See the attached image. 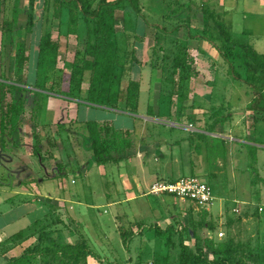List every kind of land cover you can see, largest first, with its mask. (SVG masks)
Returning <instances> with one entry per match:
<instances>
[{"label":"crops","instance_id":"0c3cea01","mask_svg":"<svg viewBox=\"0 0 264 264\" xmlns=\"http://www.w3.org/2000/svg\"><path fill=\"white\" fill-rule=\"evenodd\" d=\"M159 2H161V5L164 3L172 4L175 13L171 15V22L183 24L184 20L182 19H189L187 23L191 26L190 33L192 35L196 33L197 36H201L208 28L207 26L211 28V26L221 24L226 27L234 42L250 46L254 52L264 59V0H156V3ZM154 3V0H139L141 17L146 20L145 23L165 24L166 14L161 12L154 14L151 10ZM128 7L131 8L130 6ZM181 9L186 12L184 16L176 13V11L178 12ZM167 22L170 21L167 20ZM181 33L179 31L170 35L163 34L161 40L166 37L171 38L173 42L177 37H181L179 36ZM154 35H156L154 37L156 41L161 32ZM193 41L199 43L191 51V58H193L194 62L192 69L194 70V66L199 64L216 69L215 78L209 83L210 93L208 95L213 96L216 93L221 97V108L222 105L225 107L218 116L223 121L215 126L213 133L207 132L205 128H194L196 133L189 131L194 134L203 133L209 137L205 143L201 142L198 144L201 147L196 148L195 146L194 150L192 142L186 138L185 140L166 138L161 141L159 139L157 145L154 143V151H151L148 145L146 149L144 147L141 148L144 151L140 147L138 149L136 147V154L130 159L120 163H106L112 164L111 170H116L115 172L110 170L106 172L105 167L103 168L106 164L100 165L96 162L89 138L88 140L82 139L79 142V149L73 147L76 139L72 138H69L71 142L66 140L64 145L61 144L59 146L58 143H62L63 134H67L66 131H63L66 127H64V124H59L58 131L53 134L50 126L52 122L46 121L42 128L43 134L39 135L43 151V155L42 152L41 155L45 158L41 162L34 153L35 136L33 134L35 132L29 129L32 134V138H30L29 132L26 134L27 132L24 130L26 128L25 125L28 128L30 122L34 121H30V118H23L24 115L21 114L19 121H22V124L19 127L18 134L10 137L5 149L0 148V264H15V260L20 258L28 248L37 244L38 237L42 231L51 232L52 237L60 238L68 244H78L85 241L89 247L91 246L85 237V235L90 234L88 227H82V222L79 221L81 220V213H77V215L74 213L76 201L81 204L78 200H81L80 194L84 190L71 188L67 177L71 175L74 177L71 180L72 184H77L76 176L83 177L87 182L85 185L92 187L91 175L94 167L102 170L100 175L103 178L108 176L113 180V175L118 173L119 181H112L109 191L107 189L102 190L105 194L104 201L107 200V203L102 206L118 210L114 213L113 221L116 223L114 227L117 232H120L122 239L121 227L127 230L129 228L128 237L131 235L134 240L145 231L142 227V221L134 220L138 216L133 210L137 207L134 205L136 202L150 196L160 197V200L156 198L157 202L162 201L163 203L165 201L163 198L166 194L155 195L150 193L153 184L161 181L177 180L190 174L198 175L200 178L206 177L216 185H222L224 176L228 179L230 177L229 171H232V177L236 185L235 191L231 189L233 195L228 197L223 195V197H220L219 204L215 203L206 209L204 214L208 213L211 220L218 218L220 221H225V224L228 225L226 228L235 231L236 234H239L243 229L250 231L252 225L261 226L264 222V216H262V211L260 210L264 207V161L261 156L262 152H264V114H256L250 110V117L247 118L248 114L235 112L237 110L235 106L242 105L244 102L243 98L239 100V104L233 98L231 99L238 87L230 93L226 86L224 87L221 82H218V78L223 76V73L228 75L227 77L224 75L226 82L231 81V77L228 74V63L220 56L214 46L205 39L197 38L193 39ZM152 66L153 62L145 65L144 71L150 67L152 77L153 73H156L155 78L160 74L161 70L154 71ZM238 67L244 73L242 62H238ZM154 78L150 80L148 89L150 93H153V91L157 93L158 91L156 104L158 106L162 104L163 106V101L160 100L159 96L160 86L157 87L155 85V82L160 80L159 78ZM159 85L161 84L159 83ZM243 86H245L242 88L243 91H246L248 103L251 105L253 101L249 98L252 96L254 100L255 96H253L254 94L247 85ZM144 89L141 83L139 111ZM226 91L227 95H225ZM206 97L209 99V96ZM192 101V97H189L185 103L188 105ZM149 102L150 99L147 102L150 105H147V112H149L151 107ZM248 107L249 105L247 106L249 110ZM189 108L191 107L189 106ZM226 109L228 112L224 114ZM98 110L133 117L131 114L115 111L111 108L100 107ZM189 110L193 111V109ZM194 113L196 115L195 119L199 122L202 121L204 127L207 126V122L212 123L216 119L214 117L216 115L214 114L215 112L203 111L199 113L194 111ZM79 120L83 121L82 119ZM94 120L98 122L109 121L112 123L111 126L123 131L135 130V127L133 128L126 124L117 125L114 118H95ZM75 129L80 130L81 128ZM81 131L85 132L84 129H81ZM75 137L77 136L75 135ZM44 141L49 146L48 155L44 153ZM66 144L69 145L66 146ZM62 145L63 147L60 148ZM86 156L88 159H86ZM52 180L57 181L58 190L60 191L57 195L51 194L50 190L46 188V185L50 184ZM99 195L103 194L98 193ZM171 198L174 199L173 203L164 202V211L158 213L160 219L157 220L155 229H175L176 232L172 233L173 244L168 245L166 236H159L167 245L165 252L160 251L161 247L156 248L157 253H153L150 249L148 250L149 252L152 251L154 255L156 254L155 261L161 260L165 261L166 264H179L180 241L176 223L179 222L180 209L177 207V211L175 209L173 211L170 208L175 203L176 205L182 204L184 200L180 199L177 202L176 197ZM228 198L232 199L236 204L231 209L228 208L226 203ZM213 208L215 212H213ZM151 210L155 211V208ZM83 211L85 212V206ZM65 212L66 215H64ZM162 214L164 215L162 216ZM68 216L70 217L69 219H67ZM125 218H127L129 223L127 228L123 226ZM69 221L73 223V226H67ZM139 226L140 229H138ZM212 228L202 229H209L211 232H215ZM84 232L85 234H83ZM187 233L189 235L191 230L188 229L185 232V236ZM20 234H22L21 238L19 237ZM192 236H194L192 238L194 241L193 246L197 243H202L201 240L206 238L213 240L210 236L200 239L198 235H195L194 231ZM200 236L202 237L201 234ZM219 237H224V233L220 232ZM186 242L190 245L188 240ZM259 242H257V246H260ZM131 244L132 242L128 250L130 255L127 257L129 264L141 263L142 253L135 249L134 243V248H131ZM130 249H134L135 253L133 254L134 251L131 253ZM263 254L264 252L262 251ZM108 256L112 257V254L108 253L107 258ZM99 257L101 258V256ZM100 258L97 259L100 260ZM92 260L95 261L96 259L89 257L88 264H91ZM95 262H92V264ZM109 263L116 264L112 260ZM30 264H37V262L31 259Z\"/></svg>","mask_w":264,"mask_h":264},{"label":"rangeland","instance_id":"374dc122","mask_svg":"<svg viewBox=\"0 0 264 264\" xmlns=\"http://www.w3.org/2000/svg\"><path fill=\"white\" fill-rule=\"evenodd\" d=\"M154 1L155 3L152 4L153 9H151L154 14L161 12L166 14V16H170L174 11L172 4L164 3L161 5V2L156 3V0ZM89 2L93 6V9H91V12H93L97 6L96 4L98 0H89ZM59 7L60 5L56 3L55 0H0V14L3 22L17 18L12 23L14 24V26L12 25L13 31L6 33L4 32L3 27L0 26V80H17L16 72L18 67L16 65V44L19 41H23L27 45L26 53L29 54V56L31 55V62L27 63L23 71L22 82L24 87L34 90V76L37 61V57L35 55L38 51L39 40L46 33V31L50 29L53 34V39L58 41L61 46L60 56L58 58V67L60 69H64L65 73H63V79L59 85H55L52 82L49 84L50 87H53L55 93L42 92V95L38 96L34 92H24L23 102L25 103V110L23 112V118H30V121H34L30 122L28 128L26 125V128L23 126L24 130L27 132L26 134L29 132L30 138H32V134L29 129L35 132V134H33L34 136H41L43 134L42 128L44 122L46 121L52 122L50 126L52 128L51 131H53V134L58 131L59 124H64V127L66 128H64L63 131H66L67 134H63L62 143H58L59 146L61 144L64 145L66 140L72 138L76 139L75 145L73 147L79 149V142H81L82 139L88 140L89 138L88 129L86 127L87 119L94 120L95 118H114L117 125L126 124L130 127H135L133 138L137 149L138 147H140V149L142 147L146 149V146L148 145L149 149L154 151V146L157 145L159 139L161 141L166 138H174L175 140H185L186 138L192 142L194 150L195 146L196 148L201 147V145L198 146L199 143H205L208 140L209 137L207 136H198V134L190 132H195L194 128H205L202 121L199 122L197 119H195L196 115L194 111L199 113H202L203 111L214 113L215 110L219 109L221 111V97H219L216 93L213 94V96L208 95L210 93L209 83L213 80V78H215L216 69L214 67L208 68L201 64L194 66V70L192 71L193 77L190 80L188 86L189 97H192L193 101L188 103V105L186 103L182 105L176 95L175 97L169 96V90L172 88V85L170 84L164 85L166 92L168 91L167 95L161 94V89L163 87L161 83L163 81V73L160 72V74L154 78V75L152 77L150 73V67L146 68L144 71L145 65H148L152 62L153 64L155 62V64L161 65L163 63V60H161L162 56L167 58L166 63H168V66H172V57L171 55H168V53L171 51L174 52L176 46H178V52H180V55L185 62H190L191 64L194 63L193 58H191V51L196 48L199 42H192L193 39L189 40L191 38L188 36V32L185 29L180 30L182 33L179 36L181 37H177V39H174L173 42L171 38L166 37L165 39L160 40L158 43L155 42L154 37L156 35L154 34L160 33L161 31L164 32V29L171 30L176 26H181L178 22L175 23L171 22L170 19H166V23L162 25L149 24L148 22L145 23L146 20L141 17V15L136 14L132 8H129L128 5L126 6L125 4L113 6L111 9L108 7H103L100 11L102 15L100 18H96L95 22L102 24L103 26L101 37L106 38L109 36V38L106 39L108 42H106V45L117 44L116 48L119 49V57H125V61L121 62L124 65L123 71L122 66L118 65L117 67L119 78L116 81L120 80L123 87H126L130 81H137L140 82V84L142 83L143 87L145 88L140 104V111L138 110L137 113L133 114L125 111V113L131 114L133 116L129 117L123 114L118 115L113 112L98 110L100 107H110H107L106 105H93L92 103L88 102L87 89L89 84H87V81L83 84V88L81 89L73 88V86H71L70 78L73 64L76 59H81L87 44V22L79 24V32L76 35L71 33L69 34V12L68 10L63 9L61 11V17H57L55 11ZM83 17H80L79 19H84ZM167 20L170 22H167ZM204 34L206 35L207 32L204 31ZM194 35H196V33H194ZM123 44H126V50L124 49ZM106 49L107 47H104L103 51ZM133 50H135V59L132 60L131 53H133ZM168 70V72L172 74L170 68H168ZM224 75L225 77L228 76L223 73V76H218V82H221V85L224 87L226 86L230 93H232L233 90L238 87L231 99L233 98L236 103L238 102V104L240 99H244L242 105L239 104L235 106V109H237L235 112L248 114L247 118H249L250 110L247 109V106H250V104L248 103V98L245 94L246 91H243L242 88L245 86H243L241 82L233 80L232 78L231 81L226 82ZM169 76L171 77V75ZM152 78H159L160 80L156 81L155 85L157 87L160 86L159 96L160 100L163 101V106L162 104L159 106L156 104L158 91L157 93L156 91H153V93L149 92L148 87ZM175 78L178 80L179 75L177 74ZM76 82H78V80ZM159 83L161 85H159ZM225 95H227V91ZM206 96H209V99H207ZM149 99V104H151V107H153V113H151L152 115H149V112L146 111V108L150 106L147 104ZM249 99L253 101L252 96ZM189 106L191 108H189ZM183 107H185V109H183ZM181 108L183 109L182 111ZM189 109H193V111H190ZM115 111L120 110L116 109ZM227 112L228 111L226 109L224 114ZM31 118L33 119L31 120ZM79 119H82L83 121ZM99 123L102 126L112 125V123L109 121H102ZM19 124V127H21L22 121ZM74 127L84 129L85 132H82L81 129H75ZM75 135L77 137H75ZM69 141L71 142V140ZM63 145L60 148H62ZM67 145L69 144H66V146ZM43 147L44 153L48 155L47 152L49 146L47 145L46 141H44ZM141 150L144 151L143 149ZM261 156L264 161V152H262ZM86 159H88L87 156ZM111 166L112 164H106L103 166V168L105 167L106 172L109 170L115 172L116 170H111ZM101 171L102 170L100 168H93L91 175L93 185L92 187L85 185L87 182L83 177H75L78 181L77 184L71 183L72 178H74L72 175L67 177V181L69 182L71 188L84 190L80 194L81 200H78V202L81 204H78L76 201L74 213L76 215L77 213H81V220L79 221L82 222V227H88L90 234L85 235V237L88 239L89 244L91 245L90 248L97 255L101 256V258L97 257L100 258L101 261L95 258L96 262L92 260L91 264L92 262H95L94 264H110V260L116 264H129V259H127V257L130 255L128 254L129 248L125 247L120 232H117L114 227L116 224L113 221L114 213L117 209L102 206L107 203V200L104 201L105 194L102 190L107 189V191H109L111 187L110 183L112 181L118 182L119 176L118 173H115L113 175V180L108 176L103 178L100 175ZM229 174L230 177L228 179L226 176H224L222 185H216L213 183V181H209V179L206 177L200 178L202 181L209 184L213 189V194L215 197L213 205L215 203L219 204L220 197H223V195H227V197L229 195H233L232 191H235L236 185L234 184L232 171H229ZM46 188L50 190L51 194L57 195L60 193L56 180H52L50 184L46 185ZM98 193L103 195L98 196ZM171 197L174 196L168 194L164 195V202H168V204L173 203L174 199ZM156 198H159L160 200V197L150 196L148 198H143L141 201H138L134 204L139 207L133 209L135 213L138 214L134 220L142 221L143 230L145 229L144 233L139 234L135 240L132 237L129 242V245L132 242L131 248H134L135 246V249L142 253V262L135 264H166L165 261H155L156 254H153L154 252L157 253L156 248L161 247V252H165L167 248V245H165L163 240H161V238L158 236L157 229H155L156 222L158 219H160L158 213L164 211L165 203H162V201L157 202ZM177 200V202H179L180 199L177 198ZM226 203L229 209L236 205L235 202H233L230 198H228ZM84 206L85 212L83 211ZM177 207L180 209V217L178 218L179 222L176 223V228L178 232H182V227L183 230H191V233L189 235L187 233L186 235L190 246L194 245V241L192 240L194 237L192 236L193 231L195 232V235L200 237V239L205 236H210L215 242L232 239L236 245L235 254L237 256H245L249 250H252L255 255L254 260H252L250 264H264V254L260 255L262 259L259 260L260 257L257 251L258 241H260V246L264 247V222L260 227H258L257 224L252 225L253 227L251 226L250 231H245L243 229L244 231L242 230L239 234H236L235 231L226 228L228 225L225 224V221H220L218 218H216V220H211L210 216H208V213L206 215L204 214L206 209H201L188 200H184L183 203L179 205H176L175 203L170 209L173 211L175 209L177 211ZM154 208L155 211H152L151 209L154 210ZM260 210L262 211V216H264V207ZM213 212H215L214 208ZM64 215H66V212ZM163 215L164 214H162V216ZM69 218L70 217L68 216L67 219ZM72 224L73 223L69 221L67 226H73ZM128 224L127 218H125L123 226L127 228ZM151 226L152 229L150 228ZM207 227H213L212 229H214L215 232H211L209 229H202ZM120 229L122 230V235H125L128 239V234L130 232L129 228L128 230L123 229L122 227ZM138 229H140V226ZM220 232L224 233V237H219ZM83 234H85V232ZM260 246H258V248H260ZM148 249L152 250L153 253L152 251L149 252ZM261 251L264 252V248H262ZM132 252L134 254L135 250H131V253ZM108 253L112 254V257L108 256L107 258ZM157 258L159 259V257Z\"/></svg>","mask_w":264,"mask_h":264},{"label":"trees","instance_id":"16d2710c","mask_svg":"<svg viewBox=\"0 0 264 264\" xmlns=\"http://www.w3.org/2000/svg\"><path fill=\"white\" fill-rule=\"evenodd\" d=\"M55 2L60 5L55 11L57 17H61L63 9L69 12V34L76 35L79 32V24L87 22V44L81 59H76L73 64L70 78L71 86L81 89L87 81V84H89L87 89L88 102L93 105H106L114 110L128 111L132 114L137 113L139 110L141 84L137 81H130L126 87H123L120 80L116 81L119 78L117 67L118 65L122 66L123 71L124 65L121 62L125 61V57H119V49L116 48L117 44L106 45V39L109 36L106 38L101 37L103 26L95 21L96 18H100L102 15L100 11L103 7L111 9L113 6L122 4L130 6L136 14L140 15L139 0H98L93 12H91L93 6L89 0H55ZM172 13L175 12L173 11ZM176 13L183 16L186 14L182 9L178 12L176 11ZM171 15L167 16V19L171 20ZM80 17H83L84 19L81 20L84 21H81ZM16 19L13 18L10 21L6 20V22H3L0 14V26L3 27L4 32L13 31L12 25L14 26V24L12 23ZM182 20H184V23L179 24L181 26H176L171 30L164 29V32L161 31V35L158 36L155 42L158 43L163 34H174L181 29H185L191 39H205L214 46L220 56L228 63L229 76L233 80L247 85L254 94L255 98L249 106V110L256 114H264V59L254 52L250 46L234 42L224 25L218 24L211 26V28L207 26L208 28L205 30L207 34L197 36L190 33L191 26L187 23L189 19ZM123 45L126 50V44ZM104 47H107L105 51H103ZM176 47L174 52L168 53L172 57V66H168V63H166L167 58L162 56L161 60H163V63L161 65L153 64L152 68L154 71L159 69L163 73L161 94L167 95L168 91L166 92L164 85L170 84L172 88L169 90V96L175 97L176 95L183 105L189 98L188 85L193 77V69L190 62H185L182 59L180 52H178V46ZM60 49V43L53 39L52 31L48 29L38 43V51L35 55L37 61L34 90H32L24 87L22 82L23 71L27 63L30 62V56L26 53L27 45L23 41H19L16 44L17 80H0V148L5 149L10 137L18 134L19 118L25 110V103L23 102L24 92H34L38 96H41L42 92L55 93L53 87H50L49 84L52 82L55 85H59L62 82L65 70L58 67ZM132 52L131 57L133 60L135 59V50ZM238 62H242L244 73L239 70ZM168 68H170L172 74L168 72ZM155 74L153 73L154 76ZM177 74L179 75L178 80L175 78ZM77 80L78 82H76ZM223 108L224 105H222V111ZM183 109L181 108V111ZM214 112L216 113L214 115L216 119L212 123L207 122L205 127V130L210 133H213L215 126L223 121V119L218 118L221 112L220 109ZM151 113H153L152 107L149 108L148 114L152 115ZM86 127L93 154L98 164L120 163L136 154V144L133 138L134 130L123 131L110 125L102 126L96 120H87ZM198 136H205V134L198 133ZM40 144L39 136L35 135L34 153L43 162L45 158L41 155ZM187 231L188 229H184L182 232L177 231L180 241L179 264H250L254 260L255 254L249 249L245 256H237L235 254L236 245L232 239L215 242L206 238L201 240L202 243H197L191 247L186 242L185 232ZM174 232H176L175 229L162 230L157 228L158 236H166L168 245L173 244L172 233ZM19 237L21 238L22 234ZM131 237L130 235L127 239L123 235L126 248H129V239ZM257 251L258 255L262 254L261 248H258V246ZM89 257L97 258L99 256L90 249L87 242L68 244L60 238L52 237L51 232L42 231L38 237L37 244L28 248L20 258L15 260V264H30L31 259L36 260L37 264H88ZM261 259L262 257L259 260Z\"/></svg>","mask_w":264,"mask_h":264},{"label":"built area","instance_id":"2783aa9c","mask_svg":"<svg viewBox=\"0 0 264 264\" xmlns=\"http://www.w3.org/2000/svg\"><path fill=\"white\" fill-rule=\"evenodd\" d=\"M150 193L168 194L181 200H188L201 209L210 208L215 200L212 187L198 175L184 176L176 181L156 182Z\"/></svg>","mask_w":264,"mask_h":264}]
</instances>
